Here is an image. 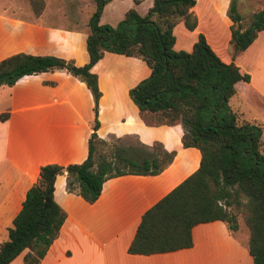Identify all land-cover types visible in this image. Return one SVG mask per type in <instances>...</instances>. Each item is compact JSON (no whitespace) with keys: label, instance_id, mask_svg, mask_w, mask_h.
<instances>
[{"label":"crops","instance_id":"crops-1","mask_svg":"<svg viewBox=\"0 0 264 264\" xmlns=\"http://www.w3.org/2000/svg\"><path fill=\"white\" fill-rule=\"evenodd\" d=\"M108 0L98 23L106 13L120 20L128 8L145 13L152 0ZM230 0H194L190 11L196 18L192 30L184 28L180 41L190 50L197 34H202L215 55L224 63H234L248 75V81L234 84L236 102L241 105L242 88H249L257 100V114L248 120L262 127L264 123V88L256 86L249 62L264 66V30L242 51L233 54L229 45L231 21L227 17ZM72 0L71 4H74ZM145 3L143 8H140ZM35 15L26 0H0V59L22 52L31 55H53L64 49L62 58L75 65L88 61L85 38L88 31L76 26L61 27L57 15L66 12L46 9ZM242 22L264 7V0H235ZM68 10H77L72 5ZM185 30V31H184ZM192 38H186V33ZM174 35V34H173ZM176 38L174 36L175 47ZM175 49V48H174ZM177 50H181L177 48ZM100 96L96 134L125 140L122 156L137 160L148 158L153 145L159 144L174 155L170 163L155 175L128 172L110 177L102 183L96 200L87 203L65 189V175L53 182V198L66 217L57 237L36 264H252L246 249L247 235L230 234L223 222L199 223L191 229L192 245L174 251L153 254H131L127 247L134 236L141 214L169 190L191 174L199 164L200 154L194 147H183L182 128L176 125L146 126L130 101L128 90L149 74L148 67L136 57L104 52L92 65ZM231 96V97H232ZM230 97V98H231ZM249 97V95H248ZM229 98V99H230ZM228 99V101H229ZM0 242L21 207L26 190L36 181L39 168L45 164L65 166L81 162L87 154V138L92 124V103L83 82L64 70H51L19 78L14 84L0 85ZM133 143V145L131 144ZM138 146V152L135 147ZM4 232V233H3ZM8 264H23L22 253Z\"/></svg>","mask_w":264,"mask_h":264},{"label":"trees","instance_id":"trees-1","mask_svg":"<svg viewBox=\"0 0 264 264\" xmlns=\"http://www.w3.org/2000/svg\"><path fill=\"white\" fill-rule=\"evenodd\" d=\"M93 1L85 38L88 61L83 65H75L72 59L22 52L0 59V85L10 86L25 75L63 69L83 82L93 98L86 157L79 163L39 168L6 230V239L0 242V264H8L22 252L23 264H36L57 237L66 214L53 198L56 175H65L66 191L92 203L104 180L128 172L155 175L172 160L174 152L157 143L148 158L140 161L138 156L125 158L120 151L104 148L106 141L96 134L100 91L96 74L90 71L104 52L144 62L149 74L128 90L140 120L146 126L179 124L182 146L194 147L200 154L196 170L141 214L127 252L147 255L190 247L192 227L214 220L223 222L232 234L239 214L247 227L246 249L252 264H264L262 128L238 119L228 105L234 84L247 82L248 75L234 63L222 62L202 34H197L189 51L173 49L176 23L182 21L187 30L196 25L190 11L194 0H152L144 14L128 8L114 26L98 23L108 0ZM27 2L35 15L42 12L44 0ZM226 14L231 21L228 42L233 54L244 50L257 32L264 30V7L252 13L245 24L235 0L229 1ZM6 116L0 113V120ZM115 159L132 169L116 167Z\"/></svg>","mask_w":264,"mask_h":264},{"label":"rangeland","instance_id":"rangeland-1","mask_svg":"<svg viewBox=\"0 0 264 264\" xmlns=\"http://www.w3.org/2000/svg\"><path fill=\"white\" fill-rule=\"evenodd\" d=\"M26 2V0H25ZM47 2V6L46 9L48 10H56L58 13L59 12H66L67 15L65 17L61 18V15H57L58 19H57V23L59 26L61 27H69V26H76V28H78L79 30L82 31H88V20L94 10V1L93 0H75L74 4L72 3V0H46ZM75 6L77 7V10L74 11H70L68 10V6ZM127 2L126 0H122L120 2V8H127L126 7ZM145 6V3H143V6L140 8H143ZM101 24H108L110 26H114L117 23V19L111 18L110 15L108 13L104 14L102 16V18L100 19ZM246 20H243V23L245 24ZM183 26L181 24L178 25V27L174 28L173 34L176 38V42H175V50H177V48H180L181 50H185L187 51L188 49H184L181 46V40L184 37L182 32ZM185 31V30H184ZM192 38V36H190V34H188V32L186 33V38L188 41V38ZM173 48V49H174ZM54 53H57L59 56L64 57L66 55V52L64 51V49H61L60 47H57L56 50L54 51ZM65 59V58H64ZM250 65L249 68L250 70L253 72V78L252 81L253 83L258 86V87H263L264 88V66L262 67V64H257L256 62H249ZM57 70H63V69H57ZM66 72V71H65ZM72 76V75H71ZM244 94V98L243 101L241 102V105H238V103L236 102V98L235 96H232L229 101L228 104L230 105V107L236 111L237 115L239 116L240 119H245L248 120L249 118H251V116L255 113L257 114V100H259V98H256L255 95H252V92L249 88H242L240 90V95ZM89 95H90V100L92 103V107H93V98L92 95L89 91ZM249 95V97H248ZM131 101V100H130ZM97 114H98V106H97ZM92 115H93V109H92ZM93 121V118H92ZM262 135H261V149L262 151H264V123L262 124ZM115 138V137H114ZM114 138H109V140L106 142L107 143V147L104 148H109V151H121L124 149V145L126 143L125 140H118V139H114ZM133 145V143H131ZM135 151L138 152V146H134ZM142 155H138V157L140 158ZM139 161V160H138ZM114 165L118 168L121 169H126V170H130L132 169L131 166H128L126 163H124L121 160L115 159L114 160ZM237 232L239 234H241L243 237L246 236L248 234L247 231V227L242 219L241 215H237V230L234 231ZM4 233V232H3ZM23 253V252H22Z\"/></svg>","mask_w":264,"mask_h":264}]
</instances>
